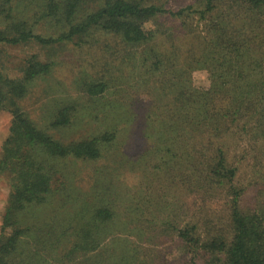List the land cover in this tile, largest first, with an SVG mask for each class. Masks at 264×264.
<instances>
[{"label": "trees", "instance_id": "trees-1", "mask_svg": "<svg viewBox=\"0 0 264 264\" xmlns=\"http://www.w3.org/2000/svg\"><path fill=\"white\" fill-rule=\"evenodd\" d=\"M196 13L209 39L187 44L182 73L177 41ZM263 41L264 0H0V49L32 50L0 51V264H264V201L242 204L264 174ZM139 133L146 148L129 157ZM122 166L143 171L135 186L117 181ZM82 171L95 178L89 221L33 217ZM121 192L147 201L122 210ZM223 193L222 211L206 208Z\"/></svg>", "mask_w": 264, "mask_h": 264}, {"label": "rangeland", "instance_id": "rangeland-1", "mask_svg": "<svg viewBox=\"0 0 264 264\" xmlns=\"http://www.w3.org/2000/svg\"><path fill=\"white\" fill-rule=\"evenodd\" d=\"M167 1V7H171V9H176L179 7H182L184 5H186L188 2H190V0H166ZM192 2V1H191ZM185 23L188 25V30L189 32L187 35L186 34H182V36L178 37V43L181 41L182 38L187 39V41L185 42V44L183 45V49L180 51L179 50V55L177 56V67L179 68V70L184 73L185 72V68L186 65L188 64V57L185 54V50L188 48V45L190 47V49H194V51L198 52L196 48L192 47V45L195 43L196 41V37L195 36H202V37H206L208 28H209V24H210V19L208 17H206L205 19H201L200 16L196 13L188 18H185ZM180 30H183L182 28H180ZM179 34V33H178ZM184 35V36H183ZM190 35V36H189ZM206 40L209 39V37L207 36L205 38ZM264 43V41H263ZM188 44V45H187ZM0 51L4 54H6L9 59L10 58H14V60L22 58L23 56H26L27 54H30L32 50L26 48V49H21V48H17V47H13V48H8V47H4L1 48ZM263 56H262V55ZM261 54L255 52L254 53V57H258L260 59H262V61H264V48L261 49ZM78 55H66L65 58L63 59L65 62H75V60L78 58ZM158 77V76H157ZM193 84L195 87H199L201 89H205L209 86V81H208V75L205 71H197L193 74ZM35 101H36V96L33 97H29L28 100L26 101V106H28V110L30 112H32V114L35 116L36 115V106H35ZM10 125V116L6 113H1L0 114V147H1V143L2 141L7 137L8 135V128ZM123 125H120L119 128H122ZM131 128H133V133H135V129L139 128L137 125L132 126ZM76 129V128H73ZM91 129V128H90ZM138 130V129H137ZM122 132V131H121ZM128 150L126 151L127 154H129V157L134 156L135 154L140 153L143 149L146 148V143H145V139L141 137V133H139L134 140L131 142V146H124L122 148L121 151H124L125 149ZM139 151V152H138ZM133 152V153H132ZM105 160L104 161H100V162H96L95 164L97 166H101L102 164L105 165ZM110 164V163H109ZM112 168H115L114 166H111ZM110 167V168H111ZM119 172L117 173L119 175V178L117 179V181L119 183H121V186H125V187H131V186H135L137 184V181L139 179V177L141 176L143 171H140L139 169H131V167H127V166H122L119 170ZM264 171V166L263 168L260 169V172L263 173ZM90 172V170H89ZM89 172L87 171H82L80 174V181H79V188H83L84 187V191L80 190L79 188H77L76 186L73 185L72 182H70V180L68 181V187H66V190L64 191V197H60L57 196L55 198H48L47 199V207H48V212L46 214L41 213L39 211H36V213L33 215V217H36L37 219H41L43 216L50 214L53 216V218H57L60 216H63L65 219H67L71 225L74 228H79V225H82V223H84L85 221H89L90 220V202L92 201V195H88L89 194V189L92 187L95 178L92 177V175H89ZM252 173V169L248 168L247 164H243L241 166V174H244V177L247 180H250V176L248 173ZM261 175V174H260ZM259 175V176H260ZM117 177V176H116ZM264 174L263 177H261L260 180H256L255 182L259 185L253 184L252 186H248L247 190L248 192L245 194V196L243 197L242 200V204L248 208L253 209L254 208V204L259 200V201H264V189L263 190V195L259 194V191L261 189L260 186H262L264 188ZM246 180V181H247ZM262 180V182H261ZM260 182L262 184H260ZM246 183V182H244ZM78 185V184H75ZM8 192H9V185L7 182V179H5L4 177H0V220H1V216L3 214V207L6 204V200H7V196H8ZM107 193H111L113 195L114 198H117V194L115 195L113 193L112 188L110 190H108ZM122 196H120V198L125 197L123 200V203L119 206V208H121L123 210V207L126 209H134V210H140L142 209L143 205H145L147 200L141 201V197L138 198H131L128 196H126V194L123 195V193L121 192ZM224 193L214 196V200L209 199L207 201L206 204V208L211 207L209 210L212 212H218L222 211L221 206H223V201L225 200L226 197H224ZM147 198L153 199L154 197L148 195ZM128 199H132L128 200ZM148 199V200H150ZM154 200V199H153ZM203 210L204 208L201 207ZM35 220V219H34ZM1 224V223H0ZM170 250H172V260L173 258H175L174 256L176 255V248L170 247ZM171 260V261H172ZM170 261V262H171Z\"/></svg>", "mask_w": 264, "mask_h": 264}]
</instances>
